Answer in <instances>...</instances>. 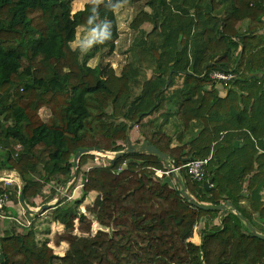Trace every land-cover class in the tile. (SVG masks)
<instances>
[{
	"label": "trees",
	"instance_id": "16d2710c",
	"mask_svg": "<svg viewBox=\"0 0 264 264\" xmlns=\"http://www.w3.org/2000/svg\"><path fill=\"white\" fill-rule=\"evenodd\" d=\"M72 1L0 0V170L20 176L35 206L45 185H66L78 148L124 149L135 126L132 144L155 146L167 161L125 153L82 171L96 158L82 154L77 195L50 209L49 223L64 227L53 244L66 242L65 252L36 238L33 218L22 230L0 229V264H264V239L233 212L264 235V0H132L143 6L129 23L137 32L119 72L102 60L88 66L71 43L78 27L91 29V57L112 54L121 0H89L74 12ZM145 22L147 32L139 29ZM214 71L236 77L217 87ZM41 107L50 111L45 121ZM209 154L208 190L184 168L154 172ZM13 186L0 182V192L16 204ZM226 201L231 208L199 207ZM81 205L100 226L93 234Z\"/></svg>",
	"mask_w": 264,
	"mask_h": 264
},
{
	"label": "rangeland",
	"instance_id": "374dc122",
	"mask_svg": "<svg viewBox=\"0 0 264 264\" xmlns=\"http://www.w3.org/2000/svg\"><path fill=\"white\" fill-rule=\"evenodd\" d=\"M89 0H80V3L83 2V4H85L86 2H88ZM166 2H168V0H165ZM85 2V3H84ZM143 6V1H132V0H121L119 2V4L116 6L114 12L116 15V22H117V27H118V38L115 40V47H114V51L112 54L110 55H105V54H97L96 56H92L91 57V52H92V45H91V40L94 37V33L92 32L91 29H84L81 27H78L77 32H76V37L75 40L71 43L72 47H77L80 50V58L81 60H84V62L88 65L93 67L98 61L102 60L103 63H109V65L111 67H113L115 69L116 72H119L120 68L128 63L130 61L131 58V53L129 51V48L131 47V45L133 44V41L135 39L136 36V30H133L129 27V23L131 22V20L133 19L134 15L138 12V10ZM75 7V6H74ZM72 6V12L75 11L76 9ZM77 11V10H76ZM241 27L244 26L243 23L240 24ZM151 28V24L148 22L143 23L140 26V30L147 32L149 31V29ZM150 75V71L146 70V76L148 77ZM220 82L216 81L215 85L217 87H219ZM159 115L158 112H155V114L153 116H157ZM160 120H158V122H163L164 118H160ZM175 120H172L171 117L168 119L167 124L165 125V129L167 132H172L174 129V123ZM139 135L138 131L136 129V126L133 127V129L130 132V140H134V135ZM176 134V133H175ZM131 141V142H132ZM111 152V151H110ZM96 158L94 159H88L83 166L81 167L82 171H86L87 169L91 168L92 166L95 165H105L104 160L101 155L98 154H94ZM211 155V154H209ZM1 172V176L3 173L6 172V170H0ZM12 175H16V179L13 178V181L11 182V184L9 185L10 187H14L13 185H19L20 183V179L17 173H12ZM82 175L79 176V178H74L73 181H71L70 183L66 182V185H63L62 190L60 188V182H51L48 185H45V189H46V194L47 195H55L52 196L51 199L47 200V201H43L40 202L39 201L43 198H45V195H40V198H37V205L32 206L34 208L39 207L42 203L44 202H48L51 204H55L60 198H66V199H71V197L74 195H77L78 190H79V184L82 181ZM68 181V180H67ZM57 195H59V197H57ZM96 196V192L91 191L90 193H88L83 205L85 203H92V201L94 200ZM16 208L20 209L23 208L22 205L20 204V202L16 203ZM83 205H81L79 207V210L83 213H85L88 217H90L92 219V227H91V234H93L100 226L97 222L94 221V217L93 215L89 214L83 207ZM10 209V211L15 214V209L13 206L10 205V207L8 208ZM9 211V210H8ZM9 211V212H10ZM36 214V216H30L28 214H26L28 217H33L35 218L33 221V227L34 229H36L37 233H36V238L38 240H41L45 237H48V245L53 247V250L55 253L62 255L66 248H67V243L66 242H62L60 243V245L55 246L53 244V235L55 232H60L63 230V226L59 225V224H55L50 222L49 223V218H50V209L48 210H44L41 211L39 213H34ZM7 223H11L14 226L15 231H19L20 229L22 230L25 227H22L20 225L16 226L13 221L10 220H3L0 222V229H3L4 226ZM49 226V233L45 232V228ZM203 227L202 222L198 223L195 226L194 232H193V236L194 233L196 232V234L198 235V232L200 231V229ZM105 230H107L105 228ZM192 236V240L196 241V237L193 238ZM199 241V240H198ZM197 241V242H198ZM196 242V243H197Z\"/></svg>",
	"mask_w": 264,
	"mask_h": 264
},
{
	"label": "water",
	"instance_id": "95a60500",
	"mask_svg": "<svg viewBox=\"0 0 264 264\" xmlns=\"http://www.w3.org/2000/svg\"><path fill=\"white\" fill-rule=\"evenodd\" d=\"M178 47H180V45L178 44ZM131 125V124H130ZM128 133L129 130L127 131V146L124 149L118 150V151H105L102 149H99L98 147H90V148H78L75 155H74V171L71 175V177L68 179V183H70L71 181L74 180L76 174H77V165H78V158L85 153H91V154H98L101 155L102 157H104L105 159H107L110 163H114L116 161V159H118L121 155L125 154V153H150V154H157L160 158H162L163 160L167 161V156L165 153L161 152L157 147L155 146H147L145 144H132L129 141L128 138ZM237 143V140H235V144ZM192 157H188L185 158V160H189ZM125 164L122 165V167L119 169V171L125 167ZM4 174V173H3ZM2 174V175H3ZM1 175V172H0ZM19 195H18V199L20 204L22 205V207L27 210L30 213H39L41 211L44 210H48L51 209L53 207V204L48 203V202H44L42 203L39 207L34 208L32 207L24 198L23 196V181L21 180V178L19 177ZM213 178H209V179H205L202 182V185L204 187L205 190H208L210 188V184H212ZM185 195V193H184ZM57 197H59V195H57ZM189 200L194 203V201L192 199L189 198ZM199 207L203 208V209H212V210H219V209H228L231 208V202L226 201L225 204L222 205H218V206H208V205H199ZM233 212L246 224V226L248 227V229H250V231L257 237L264 239V235H262L261 233H259L258 231H256L254 229V227L250 224V222L240 213L238 212L236 209H233Z\"/></svg>",
	"mask_w": 264,
	"mask_h": 264
},
{
	"label": "built area",
	"instance_id": "2783aa9c",
	"mask_svg": "<svg viewBox=\"0 0 264 264\" xmlns=\"http://www.w3.org/2000/svg\"><path fill=\"white\" fill-rule=\"evenodd\" d=\"M210 77L215 81H222L224 86L228 84V81L236 77L235 72H222V71H214L210 74ZM21 146L19 144L16 145V149H19ZM211 155H208L205 158L200 159H189L183 165L176 166L171 165L166 167L165 170L156 169L154 168V172L156 175L161 176L163 174L167 175L169 173H177L180 168H184L186 170L187 175L193 181H203L205 180L206 176V166L208 160ZM125 164V163H123ZM16 175H12V172L9 173L6 171L2 176L0 175V182L2 183L3 187H7L13 181V178L16 179ZM212 184H210L211 186ZM62 190V187H60ZM9 204H11L10 195L7 190L0 192V222L3 220H10L18 226L27 227L33 221V217H28L25 213V209L21 208L18 214H12L8 211Z\"/></svg>",
	"mask_w": 264,
	"mask_h": 264
},
{
	"label": "crops",
	"instance_id": "0c3cea01",
	"mask_svg": "<svg viewBox=\"0 0 264 264\" xmlns=\"http://www.w3.org/2000/svg\"><path fill=\"white\" fill-rule=\"evenodd\" d=\"M85 3V2H84ZM72 6L76 9V10H79V9H82L83 7H84V4H83V2L82 3H80V0H73L72 1ZM75 10V11H76ZM74 12V11H73ZM81 28H83V27H81ZM49 114H50V111H49V109L48 108H46V107H41L40 109H39V115H40V117L42 118V120H46L47 118H48V116H49ZM137 139H139V135H134V140L132 141V140H130V138H129V141L131 142H134V141H136ZM131 142V143H132ZM16 147V146H15ZM168 167V166H167ZM8 171V170H7ZM9 173H16L15 171H8ZM19 176V175H18ZM20 177V176H19ZM48 185V184H47ZM19 195V194H18ZM10 205L11 206H13L14 207V209H15V214H18V212H20L19 211V209L18 208H16V205L15 204H13V203H11V204H9V207H10ZM8 207V208H9ZM9 211H10V209H8ZM11 212V211H10ZM12 213V212H11ZM13 214V213H12ZM194 235L195 236H193V238H195L196 237V241H194V240H192L193 242H197L198 240H199V236L196 234V232L194 233ZM192 238V237H191Z\"/></svg>",
	"mask_w": 264,
	"mask_h": 264
}]
</instances>
